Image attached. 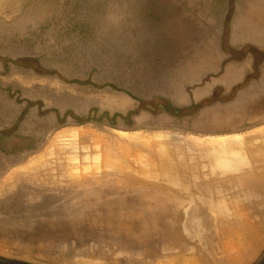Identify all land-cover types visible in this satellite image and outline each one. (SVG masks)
Segmentation results:
<instances>
[{"label":"rangeland","instance_id":"374dc122","mask_svg":"<svg viewBox=\"0 0 264 264\" xmlns=\"http://www.w3.org/2000/svg\"><path fill=\"white\" fill-rule=\"evenodd\" d=\"M152 2L0 0V100L20 112L18 135L0 134L2 172L16 164L19 185L12 197L2 191L0 220L28 227L1 232L0 264H264V129L221 139V174L242 180L221 181V213L134 198L212 173L208 158L217 157L191 148L200 140L161 111L138 124L101 108L107 94H128L122 85L150 64L182 58L136 47L154 23L139 21L131 5ZM117 3L127 7L125 22ZM171 195L178 202L181 194Z\"/></svg>","mask_w":264,"mask_h":264},{"label":"crops","instance_id":"0c3cea01","mask_svg":"<svg viewBox=\"0 0 264 264\" xmlns=\"http://www.w3.org/2000/svg\"><path fill=\"white\" fill-rule=\"evenodd\" d=\"M149 1H153L149 6L131 5L139 21L151 20L154 23L153 30H149L152 34L148 32L143 34V30L139 31L141 33L138 35L136 47L143 52L158 53L161 46L164 48L161 50L162 53H169L172 55L171 59L174 55H181L182 58L177 62L171 61L168 66L164 63L157 66L150 64L147 69L144 68L148 71H144L138 79L122 85L128 94H107L102 98L101 108L123 116L136 111L129 119L137 121L138 124L146 115L150 116L147 111L154 114L156 109L164 113L170 121L183 122L184 136L200 140L197 143L193 142L191 148L212 149L214 151L212 154H217V157L208 158L209 166L214 167L212 173L176 179V182L187 183L176 186L179 189H156L154 186V189L137 191L134 198L138 199L141 206L166 208L169 204L184 208L204 207L205 210L197 212L221 213V207L225 204L221 201V195L227 190L221 189V181L227 178H232L226 180L230 182L242 181L239 177L234 179L237 177L221 174V161L228 164L226 158H221V149L226 147L227 141L221 139L264 129V63L259 68L258 77L243 84L251 72L250 57L231 60L224 47L227 44L231 49L238 51L249 45L264 52V0ZM114 8L122 12L121 20L125 22L124 12L127 7L123 3H117ZM122 33L125 34V30H122ZM239 85L242 87L234 90ZM98 98L99 95H93L89 100H93L96 106H99ZM136 99L151 102V105L139 110ZM210 99L212 101L209 104L189 116L167 111V103L177 109H184ZM160 101L167 103L159 105ZM4 102L6 110L2 109L0 100V134L4 130H9V134L17 136L20 113L18 106L13 104L14 102ZM9 165L11 168L2 172L3 157L0 147V196L4 190L11 196L19 188L18 174L13 168L16 164ZM251 189L255 190L253 187ZM178 192L181 195L177 202L171 198V194L177 195ZM167 193L171 194L166 195ZM121 203L128 204L130 201ZM15 204L16 201L11 200L9 207L12 209L15 206L12 209L15 210L18 207ZM2 205L7 206L0 198V214L3 212ZM189 211L194 212L183 210ZM18 225L19 223L14 220H11V223L0 220V234L7 231L5 229L28 228L27 225L23 227Z\"/></svg>","mask_w":264,"mask_h":264},{"label":"trees","instance_id":"16d2710c","mask_svg":"<svg viewBox=\"0 0 264 264\" xmlns=\"http://www.w3.org/2000/svg\"><path fill=\"white\" fill-rule=\"evenodd\" d=\"M225 52L230 56L231 60H240L242 58L245 57H250L251 61H252V67H251V72L246 76L245 81L243 84L248 83L251 80H255L258 75H259V68L261 66V64L264 63V52L258 50L257 48L253 47V46H244L242 47L240 50L235 51L233 49H231L227 44H225L224 47ZM24 62H26V60H15L13 61V64L17 65V66H23V67H28V65H26ZM74 83H78V82H74ZM83 84V83H80ZM242 87V85L237 86L234 90H237L238 88ZM214 97V96H213ZM212 101V99L207 100V101H203L198 105H193L189 108H184V109H177L175 107H173L171 104L164 102V101H160L163 102L164 104L167 103L168 107H167V111L170 112H178L180 115L183 114L184 116H189L192 115L193 113H195L196 110L202 108L203 106L209 104ZM137 102L139 103V110L143 109L146 105H151V102L147 103L145 101L142 100H137ZM167 111H165L166 113H168ZM136 111L131 112L126 114L123 119H128L130 118L132 115H135ZM65 117L69 116L68 113L64 114ZM115 116H119V115H115ZM71 117L73 119H78V117H75L73 115H71Z\"/></svg>","mask_w":264,"mask_h":264},{"label":"bare ground","instance_id":"6f19581e","mask_svg":"<svg viewBox=\"0 0 264 264\" xmlns=\"http://www.w3.org/2000/svg\"><path fill=\"white\" fill-rule=\"evenodd\" d=\"M196 217V216H195ZM193 219V218H192ZM201 220V219H200ZM196 221V218H195V220H193V222H195ZM199 221H198V218H197V221H196V223H198ZM191 225H192V223H191ZM186 229V228H185ZM190 230H192L193 231V229L190 227ZM196 231V230H195Z\"/></svg>","mask_w":264,"mask_h":264}]
</instances>
